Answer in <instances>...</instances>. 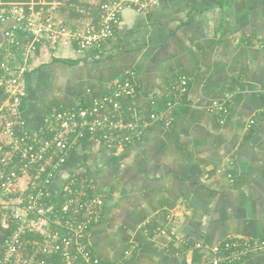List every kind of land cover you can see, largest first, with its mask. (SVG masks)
I'll return each mask as SVG.
<instances>
[{
    "label": "crops",
    "instance_id": "1",
    "mask_svg": "<svg viewBox=\"0 0 264 264\" xmlns=\"http://www.w3.org/2000/svg\"><path fill=\"white\" fill-rule=\"evenodd\" d=\"M144 1V9H122L100 49L77 55L37 43L20 115L35 131L51 107L108 94L129 76L134 114L143 119L163 111L185 77L188 90L169 125L148 122L112 146L82 141L51 192L77 175L100 195L89 240L109 263L214 264L225 240L264 232V0ZM44 5L57 18L54 3ZM78 19L61 20L83 24ZM215 101L227 112L212 108ZM231 264H264V253Z\"/></svg>",
    "mask_w": 264,
    "mask_h": 264
},
{
    "label": "built area",
    "instance_id": "2",
    "mask_svg": "<svg viewBox=\"0 0 264 264\" xmlns=\"http://www.w3.org/2000/svg\"><path fill=\"white\" fill-rule=\"evenodd\" d=\"M44 4V0H30L0 8V25L10 22L0 30V264H122L104 261L90 244L91 228L103 205L100 195L77 175L65 180L57 196L51 186L82 141L92 139L112 146L128 141L148 122L162 120L169 125L188 82L178 77L165 109L142 119L132 107L135 83L126 76L108 94L51 107L41 125L28 130L20 105L26 95L23 78L37 43L52 49L65 45L77 55L100 49L113 36L123 8L141 10L148 3L109 0L100 5L96 23L89 20L76 26L54 18ZM21 37L27 38L24 45ZM126 100L130 104H124ZM211 106L227 112L216 101ZM123 131L127 132L124 136ZM214 251V264H231L264 253V232L257 239L229 238ZM129 254L126 250L124 257Z\"/></svg>",
    "mask_w": 264,
    "mask_h": 264
},
{
    "label": "rangeland",
    "instance_id": "3",
    "mask_svg": "<svg viewBox=\"0 0 264 264\" xmlns=\"http://www.w3.org/2000/svg\"><path fill=\"white\" fill-rule=\"evenodd\" d=\"M100 1L101 0H60L59 2L54 0L51 1L54 5L52 6L53 8H50V11L55 17L65 19L67 22L77 21L74 19L78 17L80 19H78L80 21L79 23H84L88 21L89 15L92 14L90 7L96 8ZM68 24L71 25V23Z\"/></svg>",
    "mask_w": 264,
    "mask_h": 264
},
{
    "label": "trees",
    "instance_id": "4",
    "mask_svg": "<svg viewBox=\"0 0 264 264\" xmlns=\"http://www.w3.org/2000/svg\"><path fill=\"white\" fill-rule=\"evenodd\" d=\"M28 1H30V0H0V7L5 6L6 4H9V3L28 2ZM44 1L51 3V1H54V0H44ZM56 1L60 2V0H56ZM102 3H100L96 8L95 7H90V9L92 10V14H90V15H92V17H93L92 20L95 23L98 21V17H99V14H100V5ZM43 8L46 10V6L45 5L43 6ZM125 103L130 104V100H126L124 102V104ZM177 107H179V106L174 107L173 112L177 109Z\"/></svg>",
    "mask_w": 264,
    "mask_h": 264
},
{
    "label": "water",
    "instance_id": "5",
    "mask_svg": "<svg viewBox=\"0 0 264 264\" xmlns=\"http://www.w3.org/2000/svg\"><path fill=\"white\" fill-rule=\"evenodd\" d=\"M0 40H1V35H0Z\"/></svg>",
    "mask_w": 264,
    "mask_h": 264
}]
</instances>
